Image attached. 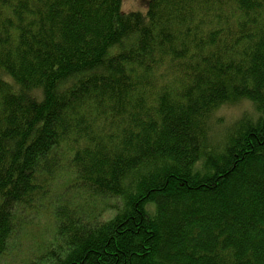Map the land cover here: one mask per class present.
I'll use <instances>...</instances> for the list:
<instances>
[{"label":"trees","instance_id":"16d2710c","mask_svg":"<svg viewBox=\"0 0 264 264\" xmlns=\"http://www.w3.org/2000/svg\"><path fill=\"white\" fill-rule=\"evenodd\" d=\"M39 205L29 264H264V0H0V258Z\"/></svg>","mask_w":264,"mask_h":264},{"label":"rangeland","instance_id":"374dc122","mask_svg":"<svg viewBox=\"0 0 264 264\" xmlns=\"http://www.w3.org/2000/svg\"><path fill=\"white\" fill-rule=\"evenodd\" d=\"M148 2L149 0H123V10L127 13L144 12ZM251 111L253 112V109L250 104L242 103L224 107L216 114V117L222 120L224 127H227L239 119L244 112ZM64 173L57 178L51 190L57 192L62 190L61 187L65 185L66 179ZM50 196L56 201L55 194ZM38 208L24 215L25 219L21 222L17 234L9 242L7 252L0 258V264H29L35 256L44 253L52 243H55L56 228L50 206L39 205ZM110 216V213L106 212L105 219Z\"/></svg>","mask_w":264,"mask_h":264}]
</instances>
